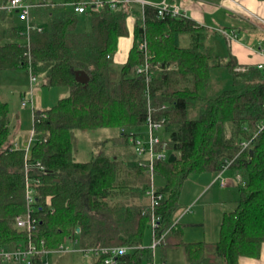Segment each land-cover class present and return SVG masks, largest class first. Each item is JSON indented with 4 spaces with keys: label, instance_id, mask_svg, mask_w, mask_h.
Listing matches in <instances>:
<instances>
[{
    "label": "trees",
    "instance_id": "trees-1",
    "mask_svg": "<svg viewBox=\"0 0 264 264\" xmlns=\"http://www.w3.org/2000/svg\"><path fill=\"white\" fill-rule=\"evenodd\" d=\"M88 1L95 0L38 3L42 6L32 14L45 23H34L42 30H32L29 43L19 42L20 29L1 32L12 36L0 42V72L31 69L47 87L66 88L67 95L50 109L34 110L37 142L27 154L17 146L18 119L0 90V249L31 242L40 251L63 244L130 247L115 264H152L154 252L143 248V239L155 214L160 218L157 235H164L159 246L163 264L171 249H182L188 264H239L244 257L258 258L264 245V72L240 65L233 55L216 54L206 43V28L191 18H160L154 6L137 2L113 7L100 0L101 9L88 12L90 30L78 32L82 14L76 7ZM130 18L133 46L116 72L114 57L121 40L130 36ZM143 42L147 57L140 49ZM147 59L155 117L166 119V133L176 126L166 141L168 155L174 154L176 161L154 165L155 176L165 179L164 186L156 187L163 199L154 210L146 202L151 177L145 169L102 152L77 160L78 133L116 129L118 139L130 144L128 133L144 126L148 97L135 68ZM216 67L229 70L234 87L206 99L202 92ZM79 71L89 76L87 85L76 80ZM196 101L200 116L188 119V106ZM244 142H250L248 148ZM225 167L239 176L240 199L234 210L224 213L220 240L185 241V225L172 221L185 183L193 174H221ZM27 180L35 190L34 232L16 224L28 212ZM45 258L41 253L26 264H45ZM105 259L96 255L93 264H106ZM0 264H8L2 255Z\"/></svg>",
    "mask_w": 264,
    "mask_h": 264
},
{
    "label": "rangeland",
    "instance_id": "rangeland-1",
    "mask_svg": "<svg viewBox=\"0 0 264 264\" xmlns=\"http://www.w3.org/2000/svg\"><path fill=\"white\" fill-rule=\"evenodd\" d=\"M30 1V0H29ZM36 2H49L47 0H33ZM58 1V0H53ZM153 6L161 5L165 0H145ZM2 3V2H1ZM16 16V23L19 25L24 22L19 15ZM261 18L260 16H258ZM264 17H262L263 19ZM261 26L262 31L257 30L259 41H248L240 36V42L243 45H255L258 50L260 45L264 43V28L260 20L254 19ZM133 19H129V27H132ZM91 28L88 13L79 15L77 31L84 33ZM207 31L206 43L213 47L214 52L221 57L232 55L231 48L226 39L219 33H214L209 28ZM131 38V36H130ZM258 43V44H257ZM242 45V46H243ZM264 47V46H263ZM115 58V57H114ZM239 62V60H238ZM240 65L246 66L249 62L241 60ZM113 68L116 72H120L122 65L114 62ZM234 87L231 73L226 67L212 68L210 72L209 86L202 92V97L206 99H214L219 97L224 91ZM33 88V89H32ZM31 88L30 73L25 69L14 71H6L0 73V90L2 99L7 101L10 106L12 116H19L18 131L16 138L18 146L26 150L29 140L33 132V113L34 110H47L55 106L58 101L67 95L66 88L47 87L46 82L39 78L38 83ZM33 102V106L30 104ZM22 102H27L28 106L23 107ZM201 103L196 101L191 103L187 109L188 119H198L200 116ZM176 129L172 126L169 131H162L159 135L165 140H169L170 133ZM123 131V130H122ZM137 132V131H135ZM138 132L146 134V127H142ZM78 161H88L94 155L102 152L110 156H118L126 159L130 164H135L136 155L133 146L120 141L119 133L116 129H103L97 133H78ZM37 137L32 144L35 145ZM220 174L202 173L193 174L189 177L183 187L180 197V207L173 214L172 221L174 224H182L184 227V240L187 242L206 241L209 243L217 242L221 237V224L224 213L230 212L237 206L240 199L239 192V176L235 175L233 170ZM224 184V186H222ZM165 185V179L155 176L154 186L162 187ZM222 186V187H221ZM149 200H146V202ZM150 205V204H149ZM191 208V211L186 210ZM154 234L151 226L146 229L143 248H151L153 244ZM61 258V259H58ZM72 259V260H66ZM93 255H84L81 253H70L65 255L51 254L44 259L45 264H93ZM163 254L160 247L154 251V264H163ZM165 264H188L186 255L182 249H171L165 257ZM8 264H25L17 262H9Z\"/></svg>",
    "mask_w": 264,
    "mask_h": 264
},
{
    "label": "built area",
    "instance_id": "built-area-1",
    "mask_svg": "<svg viewBox=\"0 0 264 264\" xmlns=\"http://www.w3.org/2000/svg\"><path fill=\"white\" fill-rule=\"evenodd\" d=\"M112 3V6L115 7L116 4L125 2V3H131V2H137L141 4L142 6L150 5L145 0H109ZM264 2V0H262ZM42 6L41 4H33L28 3L25 0H9L1 9L8 11V12H18L21 16V18L25 21L26 26L24 30L22 31L21 35L24 37V39L29 43L30 41V34L32 30H35L38 28L32 21V10L37 7ZM103 6V2L100 0L95 1H88L79 4L76 7V12L84 14L88 13L90 10L98 11ZM157 9L158 16L160 18H165L166 16L171 17H183L187 18L186 13L182 10L180 6L176 5H168L165 1L159 5L154 6ZM252 19L260 20L263 28H264V18H259L256 15H251ZM41 27L38 28V31H41ZM229 40L237 41L238 35L236 33H226L225 34ZM140 49L145 52V55L147 57V43L143 42L140 45ZM259 51L264 55V47H260ZM259 70H262L264 72V62L259 63L256 65ZM30 73V84L31 88L34 86V84L38 83L39 76L32 72L31 69L28 71ZM136 75L141 77V79L144 80L145 86H146V94L148 97V109H147V115L144 127L147 129V133L143 134L140 132L131 131L128 133V142L133 146L135 155H136V161L135 165L145 169L147 172H149L151 177V184L148 190L146 191V197L150 201V207L154 210L156 206L159 205L161 202L162 195L157 193L156 187L154 186V178H155V172H154V165L157 161H166L169 159L168 152L166 150V141L159 135V133L164 129L165 127V118H161V120L156 119L155 117V109L151 105L150 101V88L153 80V74L150 69V62L147 59L145 64L142 66H138L135 68ZM33 89V88H32ZM30 104L33 106L32 100H30ZM23 107L28 106L27 102L22 103ZM165 107V106H164ZM125 133L126 131L123 130ZM36 134L33 130L31 139L29 140L28 146L26 148V153L28 154L31 146L35 140ZM250 145V142H244L243 148H248ZM18 146V145H17ZM39 167L44 170V167L39 164ZM228 169V167H225L224 170ZM26 197H27V203H28V212L24 216H18L16 218V224L21 229H26L29 232H34L37 228V220L32 216V206L35 203V190L30 185V181L27 180V190H26ZM160 225V218L157 217L155 214L152 216V221L150 223V226L153 230L154 234V240L153 244L151 245V249L153 252L160 246L162 240L164 239V235H161L160 237L157 235V229ZM133 248L130 247H108V248H100V249H94V248H79L75 244H63L56 250H44L40 251L36 247V245L31 242L28 246H18L17 248H13L10 250L6 249H0V255L3 256L5 261L7 263L9 262H17V263H28L32 260V258L38 254L44 253L46 256L51 254H57V255H65L70 253H81L84 255H93V256H100L104 255L106 256L105 263L106 264H115V259L118 256H122L127 254L130 250ZM154 264V263H152Z\"/></svg>",
    "mask_w": 264,
    "mask_h": 264
},
{
    "label": "crops",
    "instance_id": "crops-1",
    "mask_svg": "<svg viewBox=\"0 0 264 264\" xmlns=\"http://www.w3.org/2000/svg\"><path fill=\"white\" fill-rule=\"evenodd\" d=\"M8 1L9 0H0L1 43L7 42V39L11 38L12 36L10 33L2 36L1 32H12L14 28H17L20 29L21 35L22 31L26 26V23L22 18L21 19L24 22L19 25L16 23L15 15L20 16L18 12H8L1 9ZM25 1L33 4H38L41 2H36L33 0ZM47 1L51 2L53 0ZM59 1L61 0L55 2ZM165 2L168 5L180 6L182 10L186 13L187 18H191L192 20L196 21V23H198L199 25L204 26L206 29L209 28L214 33L221 34V36H223L229 43V48H231L232 55L235 56L240 63L242 60L244 62H249V64H246V66H256L257 64L264 62V55L259 51L260 47L264 46V43L263 45H260L258 50H256L255 45L250 44L246 46L240 42V36L243 37V34L244 38L249 42L259 41V35H257V30L262 31V28L261 26H259L258 23H256L254 19L251 18V15L253 14L256 16H260L261 18L264 17V2L262 0H165ZM32 21L36 25H42L45 23V20L40 15H35L34 13L32 14ZM131 30L132 29L130 27L131 38L130 36L128 38H124L119 44L118 52L114 58V62L116 64L123 65L128 59L129 52L133 46ZM226 33H236L238 35V40H229L228 37L225 35ZM24 40L25 39L22 36V38L19 39V42H23ZM261 41L262 39L258 43H260ZM19 118L20 117L17 116L18 124L20 120ZM222 174L223 173L220 174L218 179L221 178ZM222 186H224V184H222ZM186 211H191V208H188ZM53 264L57 263L54 262ZM239 264H264V245L262 246L261 253L258 258L244 257L240 259Z\"/></svg>",
    "mask_w": 264,
    "mask_h": 264
},
{
    "label": "water",
    "instance_id": "water-1",
    "mask_svg": "<svg viewBox=\"0 0 264 264\" xmlns=\"http://www.w3.org/2000/svg\"><path fill=\"white\" fill-rule=\"evenodd\" d=\"M139 79H141V77H139ZM76 80L84 85H87L89 83L90 78L85 72L79 71L76 73ZM250 154L252 156L253 151H251ZM176 159H177L176 156L174 154H171L168 159V162L173 163L176 161Z\"/></svg>",
    "mask_w": 264,
    "mask_h": 264
}]
</instances>
